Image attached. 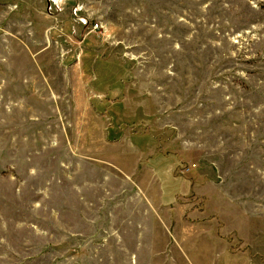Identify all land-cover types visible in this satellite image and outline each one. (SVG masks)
I'll return each mask as SVG.
<instances>
[{"label":"rangeland","instance_id":"1","mask_svg":"<svg viewBox=\"0 0 264 264\" xmlns=\"http://www.w3.org/2000/svg\"><path fill=\"white\" fill-rule=\"evenodd\" d=\"M0 264H264V0H0Z\"/></svg>","mask_w":264,"mask_h":264},{"label":"crops","instance_id":"2","mask_svg":"<svg viewBox=\"0 0 264 264\" xmlns=\"http://www.w3.org/2000/svg\"><path fill=\"white\" fill-rule=\"evenodd\" d=\"M116 143L123 145L125 151L115 156L110 155L115 161L119 160V157L128 156L127 152L132 153L136 160L138 157V161L143 159L141 160V169L137 168L135 164L127 174L125 171L121 170V172L126 176L137 172L138 175L135 180L140 188L145 190L146 195L148 192L149 198L153 196V198L158 199L159 203H166L175 194L190 192L195 181L194 177L190 179L189 176L192 173V167L188 164L182 165L180 174L175 173L178 172V161L173 160L172 155L163 147L160 149L151 148L153 141L150 136L128 133L118 138Z\"/></svg>","mask_w":264,"mask_h":264}]
</instances>
